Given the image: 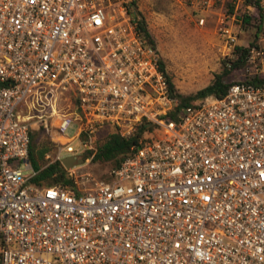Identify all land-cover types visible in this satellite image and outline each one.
Listing matches in <instances>:
<instances>
[{
	"label": "built area",
	"instance_id": "built-area-1",
	"mask_svg": "<svg viewBox=\"0 0 264 264\" xmlns=\"http://www.w3.org/2000/svg\"><path fill=\"white\" fill-rule=\"evenodd\" d=\"M125 1L0 0V264H264V25L245 48L223 27L242 80L180 107ZM34 133L61 165L137 139L107 182L46 188Z\"/></svg>",
	"mask_w": 264,
	"mask_h": 264
},
{
	"label": "rangeland",
	"instance_id": "rangeland-1",
	"mask_svg": "<svg viewBox=\"0 0 264 264\" xmlns=\"http://www.w3.org/2000/svg\"><path fill=\"white\" fill-rule=\"evenodd\" d=\"M206 0H126V4L134 2L129 12L141 20L146 32L158 51L165 74L174 86V93L181 98H189L209 86L223 72V66L230 60L227 56L226 38L222 35L224 27L235 35V46L248 47L254 42V32L258 26L255 12L243 6L235 7L234 0H216L211 4ZM249 23L244 24L243 18ZM201 20L203 23H201ZM261 25V28H263ZM228 67V66H227ZM243 67L233 70L223 80L225 84H233L242 80ZM179 101V98H177ZM198 100V99H197ZM195 101V100H194ZM37 127L33 132H36ZM39 131V130H38ZM76 131L70 127L64 133L71 138ZM105 132H103L104 134ZM34 153L37 156L43 146H47L48 137L34 133ZM105 136L99 135L94 147L104 142ZM75 151L80 150L77 142L73 143ZM34 157L37 159V157ZM62 157L67 154L62 152ZM40 169L52 164V159H37ZM30 168L32 162L30 161ZM114 168L113 162L84 159V164L69 169L77 175L91 174L96 181H108V175ZM69 170L68 176H71ZM29 170L26 172L30 173ZM90 182L88 186H91Z\"/></svg>",
	"mask_w": 264,
	"mask_h": 264
},
{
	"label": "trees",
	"instance_id": "trees-1",
	"mask_svg": "<svg viewBox=\"0 0 264 264\" xmlns=\"http://www.w3.org/2000/svg\"><path fill=\"white\" fill-rule=\"evenodd\" d=\"M134 4H135L134 2H129L127 4V7L130 9V6H134ZM136 20H137L136 21L137 28L139 29L138 31L143 35V37L148 41L150 45L155 47L150 39L149 34H147L146 32L147 30L144 23L137 18ZM243 22L244 24H248L249 19L243 18ZM256 30L257 32H255V35L262 30L261 25L257 26ZM250 46H252V44ZM235 50L238 53L240 52L238 57L235 60H229V62H227V64L223 66L222 74L217 76L216 79L209 86H206L202 90H199L193 97L184 99L175 95L174 86L171 80L169 79V77L167 76V74H165L172 95L176 98H179L180 107L190 105L194 103V100L197 99H201L205 97L221 98L226 94L231 84H225L223 80L227 78L228 75L233 70H236L244 66L246 50H243V48L241 47H236ZM162 65L163 64L161 63L159 67L164 71V67H162ZM136 139L137 137L133 139L123 140L119 136L108 134L105 136L104 142L97 145L96 153L92 160L105 161V163L113 162L114 168H116L127 157V154L129 153V148L131 147V145H133L136 142ZM33 140H34V136L32 137V143L30 145L29 160L32 162V168L36 170L38 174L37 177L32 179V182L37 186L46 187V188H52L58 186H71L70 177L68 176L67 171L62 168V165L60 163L49 164L44 166L42 169L39 168L37 159L40 160L44 159L45 156L51 151L52 145L48 141L47 146H43L41 150L38 152V155L36 156L34 153ZM35 156L37 157V159L34 158Z\"/></svg>",
	"mask_w": 264,
	"mask_h": 264
},
{
	"label": "water",
	"instance_id": "water-1",
	"mask_svg": "<svg viewBox=\"0 0 264 264\" xmlns=\"http://www.w3.org/2000/svg\"><path fill=\"white\" fill-rule=\"evenodd\" d=\"M84 164V159H82L81 157H79L78 159H72L70 158H64L62 159V167L65 170H69L72 169L74 167H79L82 166Z\"/></svg>",
	"mask_w": 264,
	"mask_h": 264
}]
</instances>
